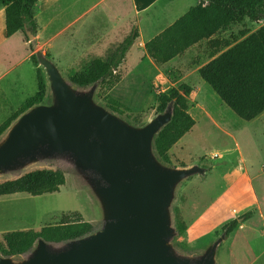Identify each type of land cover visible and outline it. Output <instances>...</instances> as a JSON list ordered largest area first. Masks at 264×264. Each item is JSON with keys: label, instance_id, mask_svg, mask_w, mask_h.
Returning <instances> with one entry per match:
<instances>
[{"label": "rangeland", "instance_id": "obj_1", "mask_svg": "<svg viewBox=\"0 0 264 264\" xmlns=\"http://www.w3.org/2000/svg\"><path fill=\"white\" fill-rule=\"evenodd\" d=\"M86 1L89 0H64V8L68 9L66 16L79 14L81 6ZM192 1L169 0L167 6L162 5L159 10L165 7L171 16L180 4L186 5L193 3ZM95 14L89 16L87 19L89 22L70 27L55 40H51L50 44L52 43L53 47H42L34 36L37 49L41 50L67 79L69 73L80 70L90 60L104 58L132 30H136L139 35L141 33L140 38L143 39L153 31L146 22H142L139 28L135 17L126 15V19L116 28L108 20L98 21L97 16L100 15ZM262 24L264 21L252 22L243 17L236 20L228 31L220 32L216 37L241 41ZM19 35L29 44L28 48L33 56L35 50L30 47L23 34ZM145 55V50L141 49V41L137 38L117 71L120 82L109 94L122 105L124 114L120 117L131 124L143 125L158 114L156 99L159 93L167 92L182 83L191 87L190 99L194 104L189 114L195 124L190 132L171 148L170 161L164 164L178 168L197 165L205 172L192 176L179 185L172 205V216L175 207L182 210L188 201L193 208L192 212H199L224 191L233 189V203H237L238 207L241 203L251 202L252 190L260 202L264 218V114L254 121L241 120L200 79L196 74V68L205 65L211 59V50L205 41L188 50L184 56L163 66H154ZM35 61L36 64L32 61L34 70L30 66L24 68L21 92L28 96L36 92V69H39L46 87L43 104H47L50 100L48 85L43 69L38 65L36 58ZM95 100L104 106L96 94ZM135 117L139 119L138 122ZM42 168L61 170L65 174L66 183L61 193L38 197L26 194L0 197V238L4 233L11 231H39L45 225L58 223L63 215L72 214L70 212L82 215L85 221L93 226V230L98 229L100 209L96 200L73 170L62 162H41L20 173L0 177V181L14 179L31 170ZM249 209L255 210L247 203L233 209L232 219ZM186 216L190 218L189 210ZM259 218L258 215L253 216L226 237L218 248L217 264H248L249 237L253 231L264 234V222ZM222 225L207 237L192 242L188 249L180 247L182 239L179 236H175L172 243L181 253L201 252L223 233ZM18 258L20 257H15Z\"/></svg>", "mask_w": 264, "mask_h": 264}, {"label": "water", "instance_id": "obj_2", "mask_svg": "<svg viewBox=\"0 0 264 264\" xmlns=\"http://www.w3.org/2000/svg\"><path fill=\"white\" fill-rule=\"evenodd\" d=\"M50 100L21 114L0 138V177L55 161L69 166L100 209V225L62 243L38 239L18 259L0 254V264H217L224 231L201 252L185 254L172 243L178 236L172 205L179 185L205 170L170 167L154 149L170 123L173 102L143 125H134L95 100L98 83L78 87L37 49Z\"/></svg>", "mask_w": 264, "mask_h": 264}, {"label": "trees", "instance_id": "obj_3", "mask_svg": "<svg viewBox=\"0 0 264 264\" xmlns=\"http://www.w3.org/2000/svg\"><path fill=\"white\" fill-rule=\"evenodd\" d=\"M36 2L37 0H0L5 11L7 37L21 33L28 41L26 31L35 36ZM243 17L252 22L263 21L264 0H199L173 24L147 41L144 49L155 66H163L184 55L190 48L207 42L211 59L197 70L198 76L230 111L241 120L250 122L264 113V24L241 41L216 37L218 33L228 31L236 20ZM138 37V32L132 30L104 58H94L80 70L69 73L68 80L82 88L98 83L96 97L110 111L123 115L122 105L109 92L120 82L116 70L124 62ZM32 61L36 64L34 55ZM36 81V92L0 124V137L21 114L33 106L43 104L46 87L39 69H36ZM191 93V87L182 83L157 96V113L163 112L173 102L172 119L154 141L155 152L164 163H169V151L195 124L189 114L194 104L190 99ZM135 120L139 121L136 117ZM65 183L66 177L61 170L34 169L17 178L0 181V197L59 194ZM253 214L254 210L249 209L241 216L226 222L221 230L228 236L243 222L252 218ZM173 218L175 230L182 238L179 245L188 249L191 243L185 239L187 226L180 208L173 209ZM92 230L93 226L80 214L63 215L58 223L45 225L39 231L4 233L0 238V254L5 257L21 256L31 250L38 239L62 243L83 237Z\"/></svg>", "mask_w": 264, "mask_h": 264}, {"label": "crops", "instance_id": "obj_4", "mask_svg": "<svg viewBox=\"0 0 264 264\" xmlns=\"http://www.w3.org/2000/svg\"><path fill=\"white\" fill-rule=\"evenodd\" d=\"M109 1L110 0L86 1L81 6V12H79V14L69 17L66 16L68 9L64 8V0H37L34 7V17L37 24L35 33L36 39H38V42L42 47H53L52 43L50 44L51 40H55L64 30L70 27H74L80 23L89 22L87 19L94 13H96L95 16L100 15L99 17L97 16L98 21L105 22L108 20L110 21L109 23H112L116 28L122 20L126 19L125 17L127 15L137 18L139 28H141L140 25L142 22H146L150 24L151 29L154 31H151L146 39L140 38L141 33L138 37L141 41V49L145 50L144 44L147 41L173 24L177 19L184 15L190 7L195 6L199 2V0H193V3H187L186 5L180 4L179 7H177V11H173L170 16V13H167L164 9L165 7L162 10H159L162 5L167 6L169 0H113L110 3ZM156 30L157 32H155ZM48 37H50V39H47ZM28 45L29 44L21 39L19 33L7 37L5 11L0 5V121H2L0 124L14 113L22 103L30 97V95H33L29 94L28 96L21 92V87L24 82V68L30 66L34 70L31 59L32 54L29 51ZM145 56L148 61L154 65L152 60L148 58L147 55ZM178 58L179 57H176L175 59ZM121 66L122 64L117 68L116 73ZM199 68L200 67L196 68V74ZM263 114L255 120L259 119ZM247 181L250 182V179L247 178ZM232 190L233 189H228L227 191H224L218 198L199 212H192L193 208L189 201L182 210L180 209L187 226L185 239L189 243L198 241L199 239L210 235L222 224L224 225L225 222H228L233 218V209L240 208L246 203L255 208L256 211L254 210L253 216L258 215L260 217L259 219L264 222L260 202L255 193L251 190V202L241 203L242 205L240 204L238 207L236 206L237 203H233L234 199ZM187 210L190 211L189 219L186 216ZM82 218L85 220L83 216ZM247 250L248 264H264L263 232L260 233L253 231L247 242Z\"/></svg>", "mask_w": 264, "mask_h": 264}]
</instances>
